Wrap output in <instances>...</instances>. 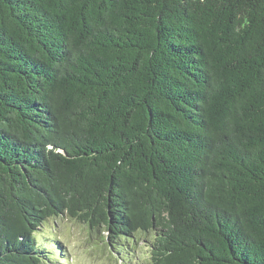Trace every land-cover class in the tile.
<instances>
[{
    "label": "trees",
    "instance_id": "trees-1",
    "mask_svg": "<svg viewBox=\"0 0 264 264\" xmlns=\"http://www.w3.org/2000/svg\"><path fill=\"white\" fill-rule=\"evenodd\" d=\"M63 219L264 264V0H0V264H64Z\"/></svg>",
    "mask_w": 264,
    "mask_h": 264
},
{
    "label": "rangeland",
    "instance_id": "rangeland-1",
    "mask_svg": "<svg viewBox=\"0 0 264 264\" xmlns=\"http://www.w3.org/2000/svg\"><path fill=\"white\" fill-rule=\"evenodd\" d=\"M36 237L43 244H60L64 251L57 258L63 255L64 264H123V259L112 254L85 225L69 219L47 223ZM138 248L141 250L142 246ZM139 249L134 251V259L132 257L127 264H142L138 259Z\"/></svg>",
    "mask_w": 264,
    "mask_h": 264
}]
</instances>
